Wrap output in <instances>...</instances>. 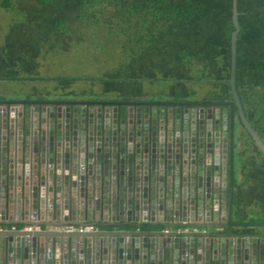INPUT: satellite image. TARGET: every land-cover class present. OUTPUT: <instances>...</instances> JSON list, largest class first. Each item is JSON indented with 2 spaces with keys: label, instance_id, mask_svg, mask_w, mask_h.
I'll return each mask as SVG.
<instances>
[{
  "label": "water",
  "instance_id": "1",
  "mask_svg": "<svg viewBox=\"0 0 264 264\" xmlns=\"http://www.w3.org/2000/svg\"><path fill=\"white\" fill-rule=\"evenodd\" d=\"M237 17L232 0L230 102H0L1 220L98 211L140 230H4L0 264H264V234L230 231L264 227L234 221L236 116L264 155L235 90Z\"/></svg>",
  "mask_w": 264,
  "mask_h": 264
},
{
  "label": "trees",
  "instance_id": "2",
  "mask_svg": "<svg viewBox=\"0 0 264 264\" xmlns=\"http://www.w3.org/2000/svg\"><path fill=\"white\" fill-rule=\"evenodd\" d=\"M236 9L235 90L264 144V0H236ZM233 31L232 0H0V82L27 86L37 99L50 91L122 103L230 102ZM74 46L111 54L95 62L103 64L97 78L52 77L44 68L45 54ZM234 150L242 167L234 221L264 223V155L237 116ZM232 231L262 235L264 227Z\"/></svg>",
  "mask_w": 264,
  "mask_h": 264
},
{
  "label": "crops",
  "instance_id": "3",
  "mask_svg": "<svg viewBox=\"0 0 264 264\" xmlns=\"http://www.w3.org/2000/svg\"><path fill=\"white\" fill-rule=\"evenodd\" d=\"M7 83V82H5ZM11 84V83H9ZM13 85V84H11ZM15 86V85H14ZM16 88V86H15ZM2 89V87H1ZM47 89V88H46ZM48 90V89H47ZM50 91H48V95L50 98H48L47 96L42 95V97L40 99H37V97L31 96L30 93V88L27 86H21L20 88H17L16 92L14 91L10 96H6L0 93V102H5V101H12V102H35V101H94V102H120V101H116L114 98H106V99H101V100H90V99H70V98H62L59 99L57 97V95H51L49 94ZM52 93V92H51ZM47 97V98H46ZM140 102H146V103H173V102H169V101H151V100H144V101H140ZM146 109V108H144ZM158 112L160 110H162V108H157L156 109ZM166 110V109H165ZM172 110L173 114H175V111L177 110L176 108H172L170 109V111ZM166 112V111H165ZM241 164H235V179L237 181V179L239 181H241L242 176H241ZM1 200V198H0ZM0 211L4 212V207L2 209H0ZM4 220L0 221H4L7 224H2L0 223V231H12V230H29L30 226H26L23 223V220L21 219L22 217H16V215L13 214V212L11 211L9 215L6 214H2ZM112 217H114V215L112 214ZM31 219H35L32 218L31 216H27L25 218V221H29ZM65 221L63 220L62 217H60L58 220H56L51 226H46V227H31L32 230L38 231V230H45V231H53V232H58L57 231V227L60 226L61 223H64ZM67 224H90V225H94L97 227L98 232H110V231H140L136 226H125V227H121L123 225L124 222L118 221V220H112L111 217L108 216H104L102 217L100 212H89L88 214H85L84 216L81 215V217H75L73 219H71L69 222H66ZM155 226H152L151 224H142L143 227L145 228H149V231H154V232H158V233H165V232H174L176 230H178L177 228H169L164 226L162 223H154ZM153 224V225H154ZM99 227H103V229L99 228ZM233 229V228H232ZM232 229H230V231H232ZM194 230H191V232ZM98 239V238H96ZM98 242V240H96Z\"/></svg>",
  "mask_w": 264,
  "mask_h": 264
},
{
  "label": "rangeland",
  "instance_id": "4",
  "mask_svg": "<svg viewBox=\"0 0 264 264\" xmlns=\"http://www.w3.org/2000/svg\"><path fill=\"white\" fill-rule=\"evenodd\" d=\"M78 49L74 46L72 47L69 53H63L61 51H54L53 53H47L45 60H41L45 69H49L50 75L52 77H73V78H86L90 76L92 78H97V71L102 70L98 64L95 66V62L98 60L100 63H104V59H109L111 54L109 52H87L85 49ZM113 54V53H112ZM44 55V56H45ZM97 63V62H96ZM98 67V68H97ZM104 67V66H103ZM108 68L112 67V64L107 66ZM40 75H44L45 70L41 71ZM96 72V73H95ZM43 84V83H42ZM53 82L47 83L46 87L52 88ZM2 87V89H1ZM17 88L14 85L9 83L0 82V93L6 96H10L14 91L16 92Z\"/></svg>",
  "mask_w": 264,
  "mask_h": 264
},
{
  "label": "built area",
  "instance_id": "5",
  "mask_svg": "<svg viewBox=\"0 0 264 264\" xmlns=\"http://www.w3.org/2000/svg\"><path fill=\"white\" fill-rule=\"evenodd\" d=\"M29 230H32V228L29 227ZM57 231L65 233H92L98 232V229L96 226L90 224H65L58 226Z\"/></svg>",
  "mask_w": 264,
  "mask_h": 264
}]
</instances>
